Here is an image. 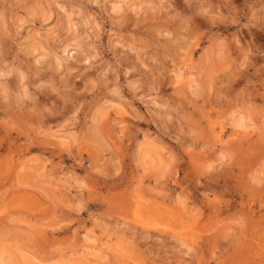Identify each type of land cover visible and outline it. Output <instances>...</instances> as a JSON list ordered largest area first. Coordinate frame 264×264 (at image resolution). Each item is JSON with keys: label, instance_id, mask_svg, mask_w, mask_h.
<instances>
[{"label": "rangeland", "instance_id": "rangeland-1", "mask_svg": "<svg viewBox=\"0 0 264 264\" xmlns=\"http://www.w3.org/2000/svg\"><path fill=\"white\" fill-rule=\"evenodd\" d=\"M0 264H264V0H0Z\"/></svg>", "mask_w": 264, "mask_h": 264}, {"label": "bare ground", "instance_id": "bare-ground-1", "mask_svg": "<svg viewBox=\"0 0 264 264\" xmlns=\"http://www.w3.org/2000/svg\"><path fill=\"white\" fill-rule=\"evenodd\" d=\"M219 28H221V26H219ZM217 56V55H216ZM223 57V56H222ZM211 59V58H210ZM223 59V58H222ZM220 60V59H219ZM224 63V62H223ZM226 64V63H225ZM218 67V66H217ZM221 67V66H220ZM209 68V67H208ZM210 69V68H209ZM213 69H214V67H213ZM215 69H217V68H215ZM206 71H208L207 69H206ZM212 71V70H211ZM215 71V70H214ZM217 72V71H216ZM214 73V72H213ZM212 74V73H211ZM209 75V74H208ZM213 76H214V74H213ZM212 76V77H213ZM208 77V76H207ZM206 78V77H205ZM207 79V78H206ZM197 80V79H196ZM194 81V80H193ZM195 82V81H194ZM202 84V83H201ZM241 118H243V115H242V117ZM241 118L239 119V120H241ZM236 119V118H235ZM236 123V122H235ZM238 124H240V123H238ZM243 125V124H242ZM250 125V124H249ZM247 126V125H246ZM242 127H244V126H242ZM253 128V127H252ZM243 129H245V128H243ZM243 132V131H242ZM247 169V168H246Z\"/></svg>", "mask_w": 264, "mask_h": 264}]
</instances>
